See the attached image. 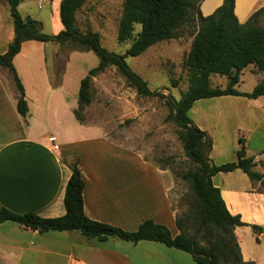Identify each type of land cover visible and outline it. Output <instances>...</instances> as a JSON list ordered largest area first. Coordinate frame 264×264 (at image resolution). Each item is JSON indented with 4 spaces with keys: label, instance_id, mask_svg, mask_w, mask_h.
<instances>
[{
    "label": "crops",
    "instance_id": "obj_1",
    "mask_svg": "<svg viewBox=\"0 0 264 264\" xmlns=\"http://www.w3.org/2000/svg\"><path fill=\"white\" fill-rule=\"evenodd\" d=\"M260 1L245 0L239 6L236 0L239 19L246 21ZM222 2L219 0L212 11H203L204 14L212 13ZM63 28L61 22L58 31L52 34ZM14 35L11 13L4 9L0 13V53L7 51ZM53 44L25 41L14 58L28 102L26 116L17 109L19 92L11 73L0 68V210L6 207L18 213L34 212L48 218L63 216L71 164L77 160L85 180L84 209L88 217L128 231H134L144 220L152 219L177 235V210L172 202L175 176L168 167L143 154L138 155L141 152L135 148L121 144L109 134L103 121H91L87 115L89 106L85 109L83 122L76 118L74 110L79 106L80 83L85 72L75 76L73 61L78 53L86 54V51L71 54L62 82L55 85L50 60L57 47ZM28 61L40 62L30 65ZM248 67L251 72L260 74L259 82L264 78V73L254 65ZM10 76L14 85L9 82ZM209 99L206 109L197 105L204 99L196 101L190 116L196 122L207 119L208 125L199 126L210 131L213 138L210 157L215 163L225 162L214 160L219 148L213 131L218 130L228 117L237 121L241 132L253 134L261 130L264 137V96L249 99L227 95ZM214 101L219 102V106ZM241 105L245 107L243 112H236ZM197 107L198 111L195 110ZM215 126L217 128H213ZM51 137L56 138L58 149L50 142ZM255 160L257 166L264 161ZM258 171L264 174V169ZM213 182L222 194L227 190L240 201L238 208H232L223 194L231 213H240L248 223L264 225V195L253 191L251 180L241 169L218 173ZM240 245L244 259L253 260L245 256L242 243ZM0 264L198 263L190 253L158 241L133 243L112 237L99 241L79 231L41 233L14 221H5L0 223Z\"/></svg>",
    "mask_w": 264,
    "mask_h": 264
},
{
    "label": "trees",
    "instance_id": "obj_2",
    "mask_svg": "<svg viewBox=\"0 0 264 264\" xmlns=\"http://www.w3.org/2000/svg\"><path fill=\"white\" fill-rule=\"evenodd\" d=\"M3 1L11 13L15 35L7 51L0 53V68L8 69L13 77L19 92L17 109L21 115L26 116L29 107L14 58L21 51L23 42L70 43L79 50L94 52L99 58L98 65L92 67L80 83L79 106L74 110L80 122L84 121L85 108L94 100L93 78L114 66L138 94L166 99L169 107L167 119L178 127L185 155L195 166L181 175L190 185L193 205L184 217L177 216V235H173L166 225L152 219L144 220L138 229L128 231L88 217L84 209L85 180L77 160L71 164L72 174L65 191L66 213L63 216L48 218L34 212L18 213L3 207L0 223L14 221L41 233L74 230L99 241L111 237L133 243L158 241L190 253L198 264H258L255 260L244 259L236 228L250 226L259 240L258 235L264 234V225L248 223L240 213H231L213 177L221 172L241 169L251 182H260L264 186V174L256 170L258 163L254 156L248 155L243 137H239L235 160L215 163L210 157L213 138L194 122L190 110L200 99L227 95L249 99L264 96V78L251 92H243L236 87L246 67L254 65L258 71L264 72V5L253 11L246 21H241L236 13V0H223L208 15L200 9L204 0H124L118 40L130 42V46L125 54H120L102 45L99 32L91 29L83 32L78 28L77 12L88 0L61 1L60 18L64 28L57 34L44 32L40 20L21 14L19 5L24 0ZM190 25L196 29L191 33V48L184 60L189 84L181 97L176 99L152 90L148 82L131 69L126 56H139L155 44L176 38L181 29ZM213 73L227 76L228 85L213 86ZM186 222L191 224L193 232L186 228Z\"/></svg>",
    "mask_w": 264,
    "mask_h": 264
},
{
    "label": "rangeland",
    "instance_id": "obj_3",
    "mask_svg": "<svg viewBox=\"0 0 264 264\" xmlns=\"http://www.w3.org/2000/svg\"><path fill=\"white\" fill-rule=\"evenodd\" d=\"M61 1L44 0L40 4L39 0H24L21 3L20 11L24 16L31 15L35 19L42 20L44 32L52 34L58 31L59 24H61ZM244 1L238 0V5L244 4ZM123 2L124 0H88L76 15V24L81 31L85 32L91 29L99 32L102 45L108 50L120 54H125L130 46V42L118 40V25L122 15ZM218 2L219 0H204L200 9L202 12L212 11ZM0 3V13L4 9L9 11L8 5L3 0H0ZM262 5H264V0L256 3L252 12ZM195 23L197 26L198 20ZM194 29L196 27L193 25L186 26L180 30L176 38L155 44L139 56L128 55L126 61L132 70L148 82L152 90H158L179 99L189 84V72L184 66V60L191 48L193 40L191 33ZM53 45L57 47V51L50 60L53 64V68H51L52 82L59 85L66 73L71 54L84 51L70 43L62 45L54 43ZM39 62L30 61L29 64L37 65ZM73 62V74L79 76L85 72L86 76L92 67L98 65L99 58L94 52L86 51V54L78 53ZM259 76L260 74L251 72L248 67L244 69L237 87L240 90L251 92L259 82ZM211 81L213 86L226 87L228 85V77L217 73L211 74ZM9 82L14 85L11 76ZM93 84L95 95L88 108V118L91 121H103L107 125L109 134L119 140L121 144L135 148L136 151L141 152L138 155L142 156L143 154L146 158L153 159L159 165L169 168L176 180L173 190L175 196L172 200L173 207L177 210L175 222L178 215L184 217L193 205V197L189 183L182 179L181 175L195 165L185 155L178 135V127L173 121L167 119L169 107L166 99L138 94L114 66L94 77ZM208 101L210 99L206 98L197 105H202L206 109ZM214 102L216 103V101ZM216 104L219 106V102ZM244 109V105H241L235 111L241 113ZM195 110L198 111V107ZM194 122L198 126L199 124L208 125L207 119L201 122L194 120ZM236 122L232 117H228L218 130L213 131L219 148V152L214 155V160L220 162L235 160V152L239 148V137H243L245 141L248 139V143H246L248 155H255L258 156L255 157L256 159L264 160V137L261 134L263 131L257 130L253 134L248 131L241 132V128ZM213 128H217V126ZM204 130L210 134L208 129L204 128ZM260 164L262 167L258 165L256 170L264 169V161H260ZM252 185L254 192L261 196L264 195V186L260 182H252ZM223 194L232 208H238L241 205L233 193L224 190ZM185 225L190 232H193L190 223L186 222ZM237 235L239 243H242L245 256L253 258L258 264H264V234L258 235V240L250 226H241ZM202 241L206 242L207 239H202Z\"/></svg>",
    "mask_w": 264,
    "mask_h": 264
},
{
    "label": "built area",
    "instance_id": "obj_4",
    "mask_svg": "<svg viewBox=\"0 0 264 264\" xmlns=\"http://www.w3.org/2000/svg\"><path fill=\"white\" fill-rule=\"evenodd\" d=\"M43 1H44V0H39V3L42 4ZM55 140H56L55 137H51V138H50V142L53 143L54 148L58 149V148H59V144L55 143Z\"/></svg>",
    "mask_w": 264,
    "mask_h": 264
}]
</instances>
